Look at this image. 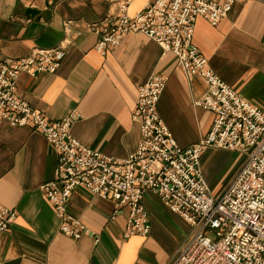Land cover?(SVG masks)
<instances>
[{"label":"crops","instance_id":"1","mask_svg":"<svg viewBox=\"0 0 264 264\" xmlns=\"http://www.w3.org/2000/svg\"><path fill=\"white\" fill-rule=\"evenodd\" d=\"M124 0H0V60L28 55L61 41L66 52L57 69L18 75V98L55 121L74 111L70 132L82 144L114 158L139 145V121L132 119L137 90L153 74L167 77L158 112L177 143L188 147L206 136L215 113L195 104L206 90L198 75H187L173 52L143 33H128L100 54L90 29L113 15ZM127 13L153 0H127ZM210 67L258 107L264 106V0L234 3L217 25L198 17L193 38ZM241 152L207 148L201 168L218 199L244 163ZM234 160L228 171L229 161ZM57 155L31 125L0 121V205L16 212L0 233V264H171L195 227L173 212L161 197L146 191L148 235L124 238L128 209L113 219L115 202L75 188L67 211L89 230L79 238L59 230L60 220L40 186L54 179ZM97 239V241L95 240Z\"/></svg>","mask_w":264,"mask_h":264},{"label":"built area","instance_id":"2","mask_svg":"<svg viewBox=\"0 0 264 264\" xmlns=\"http://www.w3.org/2000/svg\"><path fill=\"white\" fill-rule=\"evenodd\" d=\"M247 0H153L129 15L128 1L118 5L90 29L98 35L95 49L105 54L128 33H143L173 52L184 72L206 83L197 106L215 118L210 132L197 143L181 147L158 112L167 77L153 74L137 90L132 119L139 121L142 137L136 149L119 159L94 150L70 132L75 112L52 121L18 98L15 82L25 72L52 73L66 52L64 41L35 48L28 55L0 60V121L31 125L40 131L57 155L55 177L40 189L52 203L61 233L79 238L90 230L67 211V200L77 187L111 198L115 209H128L124 238L148 235L151 223L143 204L146 191L159 195L169 208L195 227L171 264H264V106L253 105L223 81L210 67L193 38L198 17L217 25L234 3ZM244 154L240 170L215 199L201 168L207 148ZM16 212L0 205V233ZM97 241V239H95Z\"/></svg>","mask_w":264,"mask_h":264},{"label":"rangeland","instance_id":"3","mask_svg":"<svg viewBox=\"0 0 264 264\" xmlns=\"http://www.w3.org/2000/svg\"><path fill=\"white\" fill-rule=\"evenodd\" d=\"M243 156H244V154L243 153H241ZM242 156V157H243ZM234 162V160H231V161H229V164H228V171L230 170V168H231V166H233V163Z\"/></svg>","mask_w":264,"mask_h":264}]
</instances>
